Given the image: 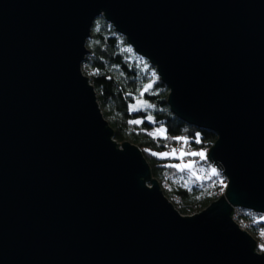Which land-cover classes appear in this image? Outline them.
<instances>
[{"label":"water","instance_id":"water-1","mask_svg":"<svg viewBox=\"0 0 264 264\" xmlns=\"http://www.w3.org/2000/svg\"><path fill=\"white\" fill-rule=\"evenodd\" d=\"M98 16L216 133L227 186L201 211L112 139L81 69ZM233 205L264 213V0H0V264H264Z\"/></svg>","mask_w":264,"mask_h":264},{"label":"trees","instance_id":"trees-1","mask_svg":"<svg viewBox=\"0 0 264 264\" xmlns=\"http://www.w3.org/2000/svg\"><path fill=\"white\" fill-rule=\"evenodd\" d=\"M86 44L89 54L83 62L84 71L114 130L113 137L118 142L130 139L138 145L149 162L152 176L169 184L170 189L163 191L164 194L179 200L181 214L207 206L220 190H214L213 185H202L198 175H192L189 170H180L178 157L158 153L178 150L179 144L183 151L187 147L206 148L215 141L216 133L192 125L171 111L166 83L156 75L148 59L136 53L126 37L103 16L93 20ZM140 101L145 105L140 106ZM136 120L141 122L132 123ZM151 126L161 130L151 133ZM182 153L183 158L191 156L188 154L191 152Z\"/></svg>","mask_w":264,"mask_h":264},{"label":"rangeland","instance_id":"rangeland-1","mask_svg":"<svg viewBox=\"0 0 264 264\" xmlns=\"http://www.w3.org/2000/svg\"><path fill=\"white\" fill-rule=\"evenodd\" d=\"M88 54H89V51H88V53H86V56ZM83 62H84V60L82 61L81 69H82V72L85 75H87L86 72L84 71ZM155 73H156V75H158L156 68H155ZM138 104L140 106L141 105L142 106L145 105L144 102H142V101H140ZM160 130H159V128L157 126L149 127V132H151V133H157ZM112 139L115 140L116 143H118L117 145H118L119 148H122L121 143H119L113 136H112ZM126 140L131 141L130 139H126ZM132 143H134V142H132ZM212 144L208 145V147H206V148L205 147H203V148L200 147V148H196V149H190V148L187 147L185 151L191 152V153H188L191 156H189V157L187 156V158H183V155H182L183 153L182 152H185V151H183V147L181 146V144L178 145V147H177L178 150L173 148V149L170 150V152H167V154L170 157L176 156V157H178L181 160V162H178V165H177L180 168V170L181 169H187V170H189L192 173V175H198V182L199 183L204 184L205 186H208V185L212 186L213 185L214 190L219 189L220 190V191H218L219 195L214 199V200H216L221 194L225 193V188L227 186V177L224 175L223 168H219V166L213 160L211 161L207 157L208 149L211 147ZM201 151H203L204 154H205L203 158L201 156H199V155H193V153H199ZM163 153H165V152H163ZM161 154L162 153H158V155H160V156H166V155H161ZM197 160L199 162H196ZM213 169H216V174L215 175L213 174V171H212ZM152 177H154V176H152ZM158 182H159V185H160V188L162 189V191L166 192L167 190L170 189V187L169 186L166 187L162 183V181L158 180ZM146 184L148 186H152V183L146 182ZM165 196L169 197L168 199L170 200V202L173 203V205H175V208L178 210L179 207H180L178 202L173 201L171 199V197H172L171 195H166L165 194ZM205 207L197 208V209H194L193 211H189V212L183 213V214L184 215H191V214H194L196 212L201 211ZM236 214L237 215L240 214L238 217H243L244 220H242V221L239 220V218L235 217ZM232 219H233V221L235 223L240 225V227H241L240 229H242V230L244 229L247 233H249L257 241L255 250L258 253L264 252V213L258 212V211L254 210L252 208L238 206V205H233ZM246 223H250L251 224L250 227H247Z\"/></svg>","mask_w":264,"mask_h":264},{"label":"snow or ice","instance_id":"snow-or-ice-1","mask_svg":"<svg viewBox=\"0 0 264 264\" xmlns=\"http://www.w3.org/2000/svg\"><path fill=\"white\" fill-rule=\"evenodd\" d=\"M141 121H139V120H136V121H132V123H140ZM161 155H168L167 153H162ZM193 155H199V156H201L202 158L204 157V152L203 151H201V152H199V153H193ZM213 171V174L215 175L216 174V169H213L212 170Z\"/></svg>","mask_w":264,"mask_h":264},{"label":"built area","instance_id":"built-area-1","mask_svg":"<svg viewBox=\"0 0 264 264\" xmlns=\"http://www.w3.org/2000/svg\"><path fill=\"white\" fill-rule=\"evenodd\" d=\"M220 171H221V170H220ZM162 183H163L166 187L169 186L168 183H167V181H162ZM202 185H204V184H202ZM173 201L178 202V204H179V200H178V199L173 200ZM174 207H175V205H174ZM239 215H240V214H238V215L236 214L235 217L239 218V220H241V221L244 220L243 217H238ZM246 224H247V227H250V225H251L250 223H246Z\"/></svg>","mask_w":264,"mask_h":264},{"label":"bare ground","instance_id":"bare-ground-1","mask_svg":"<svg viewBox=\"0 0 264 264\" xmlns=\"http://www.w3.org/2000/svg\"><path fill=\"white\" fill-rule=\"evenodd\" d=\"M149 183H151V182H149ZM167 199H168V198H167ZM168 200H169V199H168ZM169 201H170V200H169ZM172 204H173V203H172ZM173 206H174V205H173ZM238 226H239V228H241L240 225H238Z\"/></svg>","mask_w":264,"mask_h":264}]
</instances>
